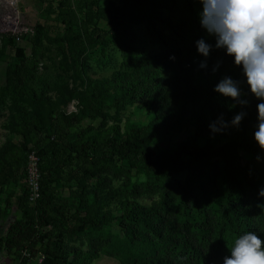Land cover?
Returning a JSON list of instances; mask_svg holds the SVG:
<instances>
[{
    "label": "trees",
    "instance_id": "obj_1",
    "mask_svg": "<svg viewBox=\"0 0 264 264\" xmlns=\"http://www.w3.org/2000/svg\"><path fill=\"white\" fill-rule=\"evenodd\" d=\"M75 1L77 6L74 0L60 2L63 31L55 41L59 52L78 65L83 90L68 94L61 87L62 101L60 95L51 96L55 84L49 81L43 80L41 89L29 86L38 77L42 41L52 26L39 22L35 36H27L31 56L15 35L2 37L15 57L7 85L0 86V104L12 99L11 128L23 140L0 150V223L14 207L22 213L0 233V256L29 264L40 248L45 259L39 264H90L101 253L122 264H223L231 237L247 231L264 236V197L259 195L264 149L254 138L260 101L224 49L213 47L208 57L197 51L195 41L201 37L215 44L199 23V0H109L108 7L101 5L104 0ZM104 17L127 69L95 79L84 69L83 58L94 40V18ZM133 23H145L161 49L133 45L128 40ZM204 60L207 66L201 68ZM225 75L240 82L247 105L215 91ZM74 99L78 110L67 114L64 107ZM44 102L50 108L47 125ZM130 106L146 120L129 121L124 131L118 125L95 130V122L106 125ZM242 108L247 115L239 127L229 124L212 132L211 122L219 117L231 121ZM184 129L186 138L175 140ZM30 145L42 173L35 204L23 182ZM117 169L128 179L114 187L105 172ZM135 169L149 179L133 180ZM66 175L78 184L70 197L61 195L56 184ZM155 189L160 201L149 206L138 200ZM74 233L87 237L86 251L72 245Z\"/></svg>",
    "mask_w": 264,
    "mask_h": 264
},
{
    "label": "rangeland",
    "instance_id": "obj_2",
    "mask_svg": "<svg viewBox=\"0 0 264 264\" xmlns=\"http://www.w3.org/2000/svg\"><path fill=\"white\" fill-rule=\"evenodd\" d=\"M5 0H0V18L4 11L2 10L1 2ZM62 0H17V4H13L11 1L7 3L6 8L12 9L9 11L8 18L12 23L11 26L3 25L0 21V86H6L8 82L7 69L9 64L14 60L15 50L10 46H4L2 42V37L4 34L15 32H22L21 41L16 40L17 45L26 48L28 56L32 53V42L27 36L34 37L36 30L34 27L40 22L43 24L51 25L53 28L52 33L49 37L43 38L42 48L44 51L43 56H39V67L36 71L38 76L35 80L29 81L30 87H35L38 89L44 88L42 81L51 82L55 84V89L51 93L52 97L60 95L61 101L63 100V92L60 90L61 87L64 92L70 94L72 92H78L83 90V80L82 73L78 69V65L74 61L66 56H63L56 45L55 38L63 31V25L61 24L59 14V5ZM6 2V1H5ZM77 6V1L74 0ZM101 5L103 7L110 6L109 0L102 1ZM6 9V10H7ZM11 12V13H10ZM97 18V17H96ZM96 20V24L92 23L90 31L93 30L94 40L92 46L86 51L84 55V69L87 71L92 78H107L112 76L115 71L126 70L124 66V53L119 43L112 40L111 37V26L107 19L99 18ZM128 40L139 48L156 50L161 49L160 43L157 38L154 37L146 26L145 23H133L129 26ZM33 29V31H32ZM27 98H25L26 100ZM4 104H0V150L11 143L14 146H19L23 140L22 135L11 128L13 122V101L11 98L7 97ZM67 114L75 112L78 110V99L72 100L66 107H64ZM49 105L44 102V106L41 109V114L44 119V124H50L49 118ZM146 120L144 114L137 113L135 111V106H130L128 109L121 113L119 119L109 120L106 125L101 124V120L94 123L95 130L98 131L101 127L102 129H107L113 125H118L122 131L125 130L126 124L129 121H134L136 123L143 122ZM101 130V129H100ZM187 130L180 132L176 139L177 141L186 138ZM31 150H35L34 145H30ZM155 147V145L153 146ZM161 147H165V143H161ZM105 174L110 179L112 186L119 187L128 178L123 173L122 170H111L109 173ZM133 180H138L145 182L149 179L148 174L144 170L135 169L132 175ZM25 183V178L23 179ZM56 184H58L59 192L65 197L73 196L75 191L78 190V184L72 181L66 175L63 179H60ZM93 187L94 183L91 181L89 183ZM2 190V184H0V191ZM22 190L19 187L18 193L21 194ZM2 194V192H1ZM161 199V192L159 189H155L154 192H149L142 195L138 200L144 205H152L154 202H158ZM22 216L21 211L14 207L10 215L3 218L0 223V233L4 234L7 232L9 225L15 219ZM76 241L72 242V245L86 251L89 247V240L87 237H79L78 233H74ZM31 258L29 264H39L38 254L42 249H38ZM25 252V251H24ZM23 252V255L25 256ZM29 253L28 251H26ZM27 256V255H26ZM0 264H14V259L12 257H6L5 255L0 256ZM90 264H122L121 261L111 255L101 253L99 256L91 260Z\"/></svg>",
    "mask_w": 264,
    "mask_h": 264
},
{
    "label": "clouds",
    "instance_id": "obj_3",
    "mask_svg": "<svg viewBox=\"0 0 264 264\" xmlns=\"http://www.w3.org/2000/svg\"><path fill=\"white\" fill-rule=\"evenodd\" d=\"M199 3V23L214 37L215 44L201 37L195 41L197 51L208 57L213 47L224 49L241 68L250 92L260 101L254 138L264 149V0H199ZM206 66L207 61H201L200 67ZM215 91L232 98L235 104H248L242 98L240 82L229 75L220 79ZM246 115L242 108L231 121L219 117L209 127L213 133L223 131L229 124L239 127ZM259 195L264 197V188L259 190ZM228 248L230 255L223 258V264H264V236L257 232L247 231L231 237Z\"/></svg>",
    "mask_w": 264,
    "mask_h": 264
},
{
    "label": "built area",
    "instance_id": "obj_4",
    "mask_svg": "<svg viewBox=\"0 0 264 264\" xmlns=\"http://www.w3.org/2000/svg\"><path fill=\"white\" fill-rule=\"evenodd\" d=\"M5 1L1 2V4H3V7H5V8H6L7 3L9 1H11L13 4H15V3L17 4V0H5ZM6 9L4 10V14H2L3 19L1 20V18H0V21L3 25L11 26L12 23L10 22L8 15H9V11L12 12V9H10V10L9 9L6 10ZM7 13H8V15H7ZM32 31H33V29H32ZM13 35L16 36V39L18 41H21V39H22L21 30L19 32L14 31ZM41 179H42V173H41V168H40V157L37 154L36 150H32L28 156L27 177L25 180L26 184L29 188V191H30L29 199H30V202L32 204H35L38 201V199L40 198ZM24 254L29 256V254L27 252H24ZM37 257H38L39 263H42L45 259V255L42 252H40Z\"/></svg>",
    "mask_w": 264,
    "mask_h": 264
},
{
    "label": "flooded vegetation",
    "instance_id": "obj_5",
    "mask_svg": "<svg viewBox=\"0 0 264 264\" xmlns=\"http://www.w3.org/2000/svg\"><path fill=\"white\" fill-rule=\"evenodd\" d=\"M3 6V5H2ZM6 8L5 7H2V10L4 11Z\"/></svg>",
    "mask_w": 264,
    "mask_h": 264
}]
</instances>
